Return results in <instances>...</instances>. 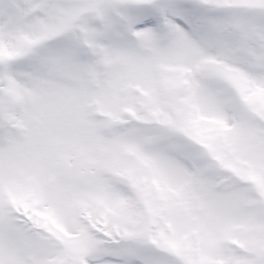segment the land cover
I'll return each mask as SVG.
<instances>
[{
	"label": "snow or ice",
	"instance_id": "snow-or-ice-1",
	"mask_svg": "<svg viewBox=\"0 0 264 264\" xmlns=\"http://www.w3.org/2000/svg\"><path fill=\"white\" fill-rule=\"evenodd\" d=\"M0 264H264V0H0Z\"/></svg>",
	"mask_w": 264,
	"mask_h": 264
}]
</instances>
